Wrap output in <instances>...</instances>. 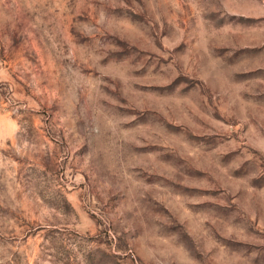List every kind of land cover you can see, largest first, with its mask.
I'll list each match as a JSON object with an SVG mask.
<instances>
[{"label": "rangeland", "instance_id": "rangeland-1", "mask_svg": "<svg viewBox=\"0 0 264 264\" xmlns=\"http://www.w3.org/2000/svg\"><path fill=\"white\" fill-rule=\"evenodd\" d=\"M0 264H264V0H0Z\"/></svg>", "mask_w": 264, "mask_h": 264}]
</instances>
